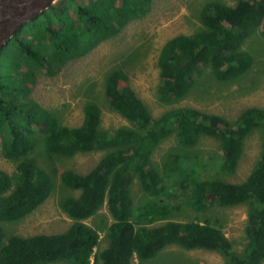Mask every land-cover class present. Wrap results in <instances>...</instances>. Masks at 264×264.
<instances>
[{
    "label": "trees",
    "instance_id": "trees-1",
    "mask_svg": "<svg viewBox=\"0 0 264 264\" xmlns=\"http://www.w3.org/2000/svg\"><path fill=\"white\" fill-rule=\"evenodd\" d=\"M152 4L153 0H57L0 49L2 154L16 164L13 174L0 169V264H91L93 257L95 264H135L136 259L142 264L169 246L217 252L225 256L224 264L264 263V108L249 107L234 121L191 107L174 108L154 118L128 85L125 72L117 69L106 76L104 94L110 108L130 127L103 129L97 103L85 106L80 125L66 126L32 97L41 75L57 77L67 65L147 17ZM199 16L201 30L175 36L162 47L159 97L164 103L185 98L205 70L218 81L231 82L253 67V56L244 46L260 29L264 37V0H235L232 5L211 1ZM254 131L263 134L260 158L241 183L202 179L188 171L168 186L152 162L155 151L169 138L175 137L181 148H193L202 137H210L221 143L222 170L233 173L245 138ZM38 148L66 158L104 155L85 173L61 171L64 186L80 191L61 203L74 221L65 233L8 236L4 224L24 220L54 191L53 178L35 157ZM186 158L179 152L171 154L175 166ZM136 179L154 198L139 208L132 194ZM181 199L199 214L213 207L246 205L245 248L233 251V242L210 218L170 220L175 202ZM105 205L112 217L106 228L109 245L95 253L100 233L85 221Z\"/></svg>",
    "mask_w": 264,
    "mask_h": 264
},
{
    "label": "rangeland",
    "instance_id": "rangeland-1",
    "mask_svg": "<svg viewBox=\"0 0 264 264\" xmlns=\"http://www.w3.org/2000/svg\"><path fill=\"white\" fill-rule=\"evenodd\" d=\"M211 1L235 4V0H153L151 13L144 19L132 22L119 37L102 43L86 57L70 63L55 78L41 75L33 87V99L55 112L66 126L80 125L84 118L85 106L97 103L102 109L103 129L111 131L130 127L131 124L125 118L110 108L104 94L106 76L117 69L125 72L129 78L128 85L144 101L154 118L174 108L191 107L234 121L249 107L264 108L262 29L254 33L244 46L254 59L252 69L244 76L231 82L218 81L211 77L210 70H205L185 98L168 103L160 100L158 58L162 47L175 36L192 35L201 30L203 26L199 12ZM262 136L261 131H254L245 138L242 158L233 173L222 170L221 143L210 137H202L193 148H181L175 137L169 138L155 151L152 162L162 172L168 186L181 181L185 178L184 173L188 171L202 179L212 177L241 183L258 163ZM175 152L186 154L187 157L180 166L176 165L177 167L171 160V154ZM103 155V152H94L66 158L50 156L38 148L35 157L53 178L54 191L45 204L24 220L4 224L5 234L28 237L65 233L71 223L68 222V215L62 209L61 203L66 198L76 197L80 191L66 188L60 173L65 170L85 173L91 170ZM15 168L16 164L2 154L0 136V169L13 174ZM132 194L138 208L145 202L154 200L144 191L138 179L133 182ZM182 202V199L175 202L177 209L168 217L170 220L186 222L210 218L218 223L233 242V251L241 252L245 248L248 216L246 205L233 208L213 207L199 214L193 206ZM102 209H106V206ZM103 221L101 226L106 230V222ZM87 222L94 225L93 222ZM99 223L100 220L95 226ZM225 261V256L206 249L186 250L179 246H169L155 258L142 264H224ZM135 264L141 263L136 259Z\"/></svg>",
    "mask_w": 264,
    "mask_h": 264
},
{
    "label": "water",
    "instance_id": "water-1",
    "mask_svg": "<svg viewBox=\"0 0 264 264\" xmlns=\"http://www.w3.org/2000/svg\"><path fill=\"white\" fill-rule=\"evenodd\" d=\"M57 0H0V49Z\"/></svg>",
    "mask_w": 264,
    "mask_h": 264
},
{
    "label": "crops",
    "instance_id": "crops-1",
    "mask_svg": "<svg viewBox=\"0 0 264 264\" xmlns=\"http://www.w3.org/2000/svg\"><path fill=\"white\" fill-rule=\"evenodd\" d=\"M105 206H106V209H104V210L101 209L97 213L96 216H94V217L90 218L89 220H87L89 222H93L94 225H91L90 223L85 221L86 224L90 225L91 227H93L94 229H96L100 233V244H99V247L96 248L95 253H97L98 251H102V250L106 249L108 247V245H109V240L107 241V239H108L107 238V234H106L107 232L104 229V227H102L103 225L101 226V223H102L103 220H105L103 222L104 223L106 222V226L107 227H109L111 225V223H112V217H111L109 211L107 210V205H105ZM105 206L103 208H105ZM67 220H68V222L71 223V225L74 223V221L71 220L70 218L67 219ZM99 220H100L99 225L95 226L96 222L99 221ZM91 264H95V257L92 258ZM99 264H101V263H99Z\"/></svg>",
    "mask_w": 264,
    "mask_h": 264
}]
</instances>
